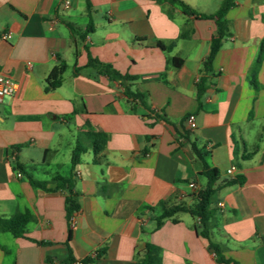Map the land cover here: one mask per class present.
<instances>
[{"label": "crops", "instance_id": "0c3cea01", "mask_svg": "<svg viewBox=\"0 0 264 264\" xmlns=\"http://www.w3.org/2000/svg\"><path fill=\"white\" fill-rule=\"evenodd\" d=\"M183 1L203 14L221 3ZM225 19L228 35L198 104L213 19L157 0H0V74L15 84L0 102V218L30 215L21 235L0 227V264H76L101 249L86 264H137L147 242L160 248L161 264H264V54L259 88L250 84L264 0H236ZM88 56L135 79L110 77L86 65ZM61 61L60 85L45 90ZM125 84L144 94L143 104ZM87 133L104 136L97 155ZM76 145L83 151L73 165ZM203 162L218 170L217 183L241 177L210 204L209 240L226 262L188 211L156 227L162 209L194 203ZM59 176L72 179L74 226Z\"/></svg>", "mask_w": 264, "mask_h": 264}, {"label": "trees", "instance_id": "16d2710c", "mask_svg": "<svg viewBox=\"0 0 264 264\" xmlns=\"http://www.w3.org/2000/svg\"><path fill=\"white\" fill-rule=\"evenodd\" d=\"M159 2H166L167 4L177 7L181 10V12L185 15H194L198 18H210L213 19L216 23V32L212 35L210 40L209 51L202 62L201 67V74L196 83V99L198 104H200V99L205 92L209 80V74L212 72V60L220 49L223 39L228 35V26L227 20L225 19V14L229 8L235 5L236 0H221V3L218 9L212 14H203L196 12L188 3L183 0H157ZM70 29L73 31V26H69ZM181 36L185 35L184 32L180 34ZM157 45L162 49H168L172 46L168 45L165 46L160 42ZM264 54V39L260 42V50L257 59L255 60V64L252 67L250 72V84L254 87V89H258V83L256 79V72L261 62V59ZM173 62L175 65H179L181 60L174 58ZM86 65H92L96 67L100 72L106 73L108 76L121 79L124 81H130L135 79V77L129 74H121L117 70H115L110 64L103 63L96 58H92L88 56V62ZM66 69V63L61 61L60 64L53 67L49 72L48 76L45 79V90H51L58 87L62 80V75ZM76 71L78 70L75 68ZM125 94L136 100L139 103H144V94L138 91L131 90L129 85L125 84ZM87 136L90 137L92 140V151L94 155H97L103 146L104 136L101 133H87ZM192 150L194 151L195 155L199 158H202L199 151L195 147L194 144H191ZM83 149L80 145H76L71 153V162L73 165L79 162L80 154L82 153ZM203 170L200 172L202 175L205 176L206 182L203 187L197 190L195 193V200L191 206H185L182 203L173 205L169 208L162 209L161 213L155 217L156 220V227H159L163 220L167 217H171L175 212L186 210L191 215L198 217V227L200 235L204 238L208 239V247L218 255L217 260L220 262H226L227 260L221 258L219 256V248L218 246L209 240L208 230H209V220L212 216V211L210 208V204L212 201V197L217 189L221 186L230 185L236 182L241 181V177L238 176L237 178L227 179L224 182L217 183L216 181L219 178V172L216 168L208 166L206 162H203ZM57 186L66 192L64 204H65V212H66V219L68 221V225H70V218L74 215L76 210L78 209V203L76 201L75 194L72 190V179L69 177H56ZM32 185L42 186L41 182L31 180ZM30 219V215L27 213L19 214L13 216L8 219L0 218V227L12 233L15 236L21 235L25 231V226ZM71 229L69 228L68 231V239L70 238ZM103 253V249L98 250L95 252L94 256H87L80 261V264H86L94 259L100 257ZM137 264H161V256H160V248L152 243H145L140 257L138 258Z\"/></svg>", "mask_w": 264, "mask_h": 264}, {"label": "built area", "instance_id": "2783aa9c", "mask_svg": "<svg viewBox=\"0 0 264 264\" xmlns=\"http://www.w3.org/2000/svg\"><path fill=\"white\" fill-rule=\"evenodd\" d=\"M68 4H69L68 1L64 2L65 6H67ZM14 90H15V84L10 80V78L0 74V102H2L5 97L11 96L14 93ZM186 124L189 129H194L196 127L194 114L191 113L187 115ZM232 171L233 168L228 169V173H231ZM17 175L20 176L21 174L17 173ZM73 219L74 217L71 216L70 226H74ZM76 264H80V261L76 262Z\"/></svg>", "mask_w": 264, "mask_h": 264}]
</instances>
